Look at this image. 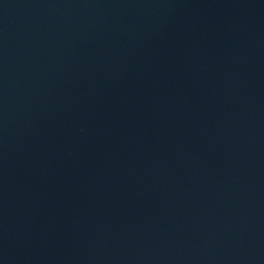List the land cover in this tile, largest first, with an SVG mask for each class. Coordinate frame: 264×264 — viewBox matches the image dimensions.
<instances>
[{
    "label": "water",
    "instance_id": "water-1",
    "mask_svg": "<svg viewBox=\"0 0 264 264\" xmlns=\"http://www.w3.org/2000/svg\"><path fill=\"white\" fill-rule=\"evenodd\" d=\"M0 264H264V0H0Z\"/></svg>",
    "mask_w": 264,
    "mask_h": 264
}]
</instances>
